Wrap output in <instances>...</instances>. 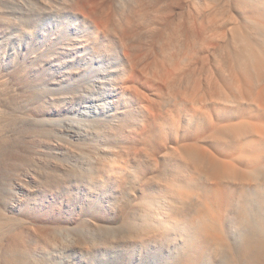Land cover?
I'll return each instance as SVG.
<instances>
[{"label":"bare ground","instance_id":"bare-ground-1","mask_svg":"<svg viewBox=\"0 0 264 264\" xmlns=\"http://www.w3.org/2000/svg\"><path fill=\"white\" fill-rule=\"evenodd\" d=\"M31 157L0 264H201L238 227L264 263L234 209L264 185V0H0V182Z\"/></svg>","mask_w":264,"mask_h":264},{"label":"rangeland","instance_id":"rangeland-1","mask_svg":"<svg viewBox=\"0 0 264 264\" xmlns=\"http://www.w3.org/2000/svg\"><path fill=\"white\" fill-rule=\"evenodd\" d=\"M89 111H90V107H85L83 109H77V108L74 109L68 116H63L59 119L58 122L60 124V127L63 130H65L71 137H73L75 133L81 130V124L84 119V116ZM31 148L33 151L43 150L42 146H38V145L36 146L33 144H31ZM32 157L30 159H27L26 162L20 163L18 165L16 164L12 166L11 165L5 166L6 169L3 173L5 174V176L3 178L1 177L3 181L0 182V186L1 184H3L6 187H8L10 195H13L15 198L21 197V195L27 192V188L29 187L28 180L31 179L32 174L37 170V164L35 163ZM0 176H1V171H0ZM250 193H251V198L248 201L242 200L240 203L238 202L236 207L234 206V209L235 211L237 210L238 213L242 212V214L244 213L246 214L247 212L251 213L250 216V219L252 217L251 226H253L255 222H258L259 224V222L264 220L263 217L264 185H260V187L258 185L257 186L253 185L252 188H250ZM246 218L247 217L242 219L246 220ZM243 223L245 225V222ZM249 228H250V224H249ZM65 233L70 234L71 233L70 229ZM251 235L255 236L256 234L253 232V234ZM93 237L95 238V240H97L98 238L99 240L97 241H101L103 239L102 234H99L98 232L94 233ZM244 237L245 234L240 231L239 227L236 229H232V231L226 235L225 239L223 240V243L217 245L216 249L212 252V254L208 256L203 263L201 262V264H238L239 256L238 253L236 252L237 244L242 242ZM262 238L263 237H260L259 239ZM103 253L101 255L102 257L101 259L103 261H106L109 255H105ZM65 258L68 261L73 260L68 256H66ZM258 261H260V259H256V260L254 259V261L252 260L251 262H249V264H264L263 261L259 263ZM64 263L66 262L63 263L61 262L60 264H64ZM97 264H102V263L99 262Z\"/></svg>","mask_w":264,"mask_h":264}]
</instances>
